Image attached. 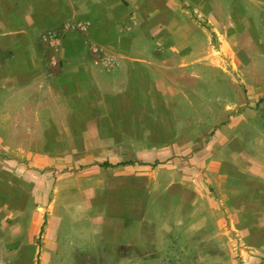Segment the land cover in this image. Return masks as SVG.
Wrapping results in <instances>:
<instances>
[{"label": "rangeland", "instance_id": "obj_1", "mask_svg": "<svg viewBox=\"0 0 264 264\" xmlns=\"http://www.w3.org/2000/svg\"><path fill=\"white\" fill-rule=\"evenodd\" d=\"M119 1L124 6V17L114 24L112 19L107 21L111 15L102 22L93 9L90 12L82 5L87 14L83 19L89 25L83 33L73 31L78 35L77 44L84 45L82 64L93 43H104L106 47L111 41L120 47L128 42L140 20L158 28L168 27V14L172 12L181 21L194 20L201 32L196 37L208 45L207 51L197 66L169 57L168 83L160 84L163 87L157 77H151V83L142 76L145 68L153 67L121 59L117 71L108 75L88 58L83 67L91 81L101 86L87 83L85 92L75 84L71 91L63 87L61 98L42 95L38 100L44 106L37 115H25L21 110L10 114L2 108L0 264H115L117 246L109 243L106 234L108 243L103 241L96 223L122 218H109L101 202H92L98 197L85 191L107 181V177L98 175L97 165L104 159L114 161L132 156L135 150H154L156 141L152 137L159 134L155 130L164 127L167 120L169 138L172 137L168 144L182 158L180 169L186 166L188 156L203 155L205 160L212 155L223 156V166L234 163L236 168L244 163L253 165L264 157V19L255 21L261 35L251 37L245 34L250 28L244 19L249 7L246 0H205L214 11L207 15L183 0ZM70 4L61 0V8L68 12L66 16L70 15ZM225 16L232 19L239 34L228 35L230 23ZM226 38L230 39L229 45ZM104 67L114 69L112 65ZM100 88L104 92H99ZM85 94L92 98L86 99ZM36 97L33 95L29 102ZM122 108L156 110L157 114L108 115L107 109ZM167 108L168 116L164 115ZM133 119L139 120L140 124L135 125L142 129L134 134L142 137L121 146L120 136L130 138L133 134L126 128ZM109 128L113 129L110 134ZM107 140L113 146L105 144ZM196 158L189 163L195 166ZM152 164L144 167L145 171ZM226 187L206 185L205 200L181 215L179 200L168 199L164 218H157L156 213L153 217L123 219L128 229L138 231L139 236L135 240L140 244L134 241L133 246L140 253L133 249L129 252L138 253L141 264H264V241L259 239L249 245L243 242L238 229L230 227L232 218L241 217L238 207L229 200L230 187ZM160 193L159 199L164 196V192ZM122 196V192H109L106 198L117 204L120 201L122 209ZM114 234L118 236L117 232ZM57 256L61 258L54 259Z\"/></svg>", "mask_w": 264, "mask_h": 264}, {"label": "crops", "instance_id": "obj_2", "mask_svg": "<svg viewBox=\"0 0 264 264\" xmlns=\"http://www.w3.org/2000/svg\"><path fill=\"white\" fill-rule=\"evenodd\" d=\"M68 1L71 2L70 15L66 16L68 12L61 8V0H0V115H2V108H5L4 110L9 111L10 114L21 110V113L25 115H37L40 113L38 110L44 106L38 100L42 95L50 99L61 98L62 92H64L62 88L71 91L75 84L81 85L80 91L84 90L85 92L88 91L85 88L87 83L95 82L101 86L97 81H91L86 67H83L88 58L93 65H101L103 73L108 75L117 71L119 68L117 62L121 59L127 60L129 63L153 67L151 69L155 76L151 69L145 70L146 68L141 74L151 83L154 79L151 77H157L156 80L160 85L168 83L169 57L172 61H189L193 66H197L200 59L204 57L201 55L207 51L208 45L203 44L196 37V34H201V32L198 31L194 20L181 21L180 17L176 16V12H172L168 14V27L158 28L157 25L151 26V22L140 20V23L129 34L128 42L119 45L120 47L111 41H107L106 47L104 43L103 45L93 43L92 46L87 47L89 57L85 56L84 64H82L81 51L84 45L82 47L77 44L78 35L73 32L83 33L89 25L88 20L83 19L87 18V14H85L82 5L90 12L93 9L95 16L99 15L102 22L103 19H107V15H111L110 18L108 16L107 21L112 19L113 24L124 17V6L119 0H111V2L109 0ZM246 1L249 7H246L248 11L243 17L249 21L250 28L245 34L258 37L261 33L257 31L255 21L264 19V3H259V0ZM183 2L192 5V7L196 6L202 15L214 12L205 0H183ZM253 3L259 6L256 8ZM237 8L243 9V7ZM71 17V20H66ZM82 19L85 23L82 22ZM224 19L230 23L228 35L233 37L239 34L233 28L232 19L228 16H225ZM226 42L229 45L230 39L226 38ZM105 65H112L114 69H106ZM173 67L176 66L171 68ZM91 68L90 71L93 74ZM99 92L104 91L100 88ZM33 95H37V97L32 98L34 100L29 102V98ZM85 95L88 99L89 94ZM91 98L92 96L89 99ZM25 99L26 104H22ZM107 110H109L108 115L110 116H156L157 114L156 110H144L143 112L125 108L115 111ZM164 115L168 116V108L165 109ZM125 122L126 120H123L122 124ZM136 123L140 124L139 120L133 119L131 124L129 122L126 126V128L128 127L127 131H131L133 134L129 135L130 138L120 136L122 137L120 140L123 142L121 146L129 145L128 141L131 139L132 142L135 139L136 142L141 139V135L136 137L134 134L135 131L142 132L141 126H136ZM111 130L113 131L112 128H109V134ZM120 131H122L121 128ZM155 131H159L157 132L159 134L152 137L158 145H153L154 150L145 152L135 150L132 156L114 161L104 159L103 161L113 164L123 162L125 164L111 167L97 165L100 170L98 175H104L107 177V181L100 185L96 184L94 188L85 191L87 194L90 193L94 197H98V199L94 198L92 202H101L106 207L105 212L109 218H122L121 221L108 219L100 220L99 224L96 223L103 241L107 242L105 240L107 235L109 243L112 246H117L118 256L115 264H141L142 262L138 253L129 252L132 249L139 250L133 246L134 241L137 244L140 243L135 240V237H139L138 231H130V228L128 229L124 223L125 219H141L144 218V215L153 217L156 213H158L157 218H162L168 214V199L179 200L181 215L182 211H187L189 207L191 209L196 202L205 200L204 188L206 185L217 189L224 185L227 186L226 188L230 187L228 188L231 190L229 193L231 199L229 198V200L238 207L237 212L241 217V219L232 218L234 223L232 225L231 221L230 227L234 226L236 230L240 231L243 242L249 244L259 239L264 241V157L253 165L244 163L240 168H236L234 163L223 166L225 165L222 162L223 156L212 155L208 160H205L203 155L201 157L198 155L197 158L188 156V161H185L186 166L180 169L178 165L181 164L179 160L182 158L177 151L173 150L174 147L168 144L172 141V137L169 138L168 134V120L164 127ZM105 138L110 141L114 140ZM108 140L105 144L112 145ZM134 147L140 148V145L135 146L134 144ZM194 158H196V168L189 163V161L194 162L192 161ZM154 162L156 164H152ZM150 164H152V168L145 171L144 167L151 166ZM109 192L112 194L122 192L124 198L122 209L119 207L120 201L117 204L112 198H106ZM160 192H164V196L159 199V195L162 194ZM116 204L118 213L114 211ZM159 212L162 214L160 215ZM114 232H117L118 236ZM94 233H97V229L94 230ZM30 251H32L31 248ZM123 251H126L124 255ZM60 258L59 256L54 257V259ZM30 260H32L31 256Z\"/></svg>", "mask_w": 264, "mask_h": 264}, {"label": "trees", "instance_id": "obj_3", "mask_svg": "<svg viewBox=\"0 0 264 264\" xmlns=\"http://www.w3.org/2000/svg\"><path fill=\"white\" fill-rule=\"evenodd\" d=\"M122 164H125V162H123V163H116V164H113V163H109V162H107V161H102V162L99 163L98 165L101 166V167H111V166L122 165Z\"/></svg>", "mask_w": 264, "mask_h": 264}]
</instances>
